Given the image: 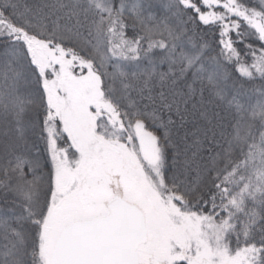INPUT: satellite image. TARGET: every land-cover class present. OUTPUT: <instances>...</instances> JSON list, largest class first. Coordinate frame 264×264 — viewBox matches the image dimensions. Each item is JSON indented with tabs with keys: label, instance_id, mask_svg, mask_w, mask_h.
<instances>
[{
	"label": "snow or ice",
	"instance_id": "6c2138e0",
	"mask_svg": "<svg viewBox=\"0 0 264 264\" xmlns=\"http://www.w3.org/2000/svg\"><path fill=\"white\" fill-rule=\"evenodd\" d=\"M0 264H264V0H0Z\"/></svg>",
	"mask_w": 264,
	"mask_h": 264
}]
</instances>
